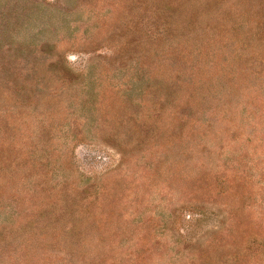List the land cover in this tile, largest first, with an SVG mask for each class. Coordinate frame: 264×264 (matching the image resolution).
Segmentation results:
<instances>
[{"label": "rangeland", "instance_id": "1", "mask_svg": "<svg viewBox=\"0 0 264 264\" xmlns=\"http://www.w3.org/2000/svg\"><path fill=\"white\" fill-rule=\"evenodd\" d=\"M0 264H264V0H0Z\"/></svg>", "mask_w": 264, "mask_h": 264}]
</instances>
